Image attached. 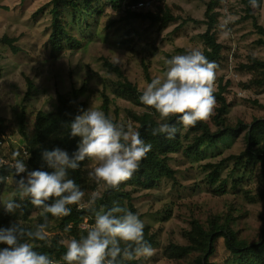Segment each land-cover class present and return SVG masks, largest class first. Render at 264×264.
Listing matches in <instances>:
<instances>
[{"label":"rangeland","instance_id":"rangeland-1","mask_svg":"<svg viewBox=\"0 0 264 264\" xmlns=\"http://www.w3.org/2000/svg\"><path fill=\"white\" fill-rule=\"evenodd\" d=\"M48 1L0 0V6L7 8L0 9V40L4 37L13 39L14 46L19 49L15 53L12 47L0 42V118L5 119L10 127L9 137L2 146L9 156L15 154L14 151L23 145L13 123L29 87L28 82L32 90L24 106L30 126L37 114L52 112L56 106V94L68 93L72 85L84 89L80 101L85 104V110L90 107L100 110L103 100L101 94H105L109 98L108 117L117 124L127 126L131 123L127 111L140 113L144 108L138 104V100L130 99L122 93L116 86L117 78L103 68L100 58H107L118 64L128 80L142 92L147 84L141 65L143 61L149 66L150 76L154 79L163 77L167 70L166 54L178 55L177 49L180 48L189 51L203 49L199 38L205 31L202 24L187 22L177 29L181 23L178 21L159 32L157 26L149 27L147 22L131 21L128 25L121 24L118 13L106 7L103 16L91 14L86 18L88 27L83 22L72 21L66 13L65 23L78 45L71 48L68 43L63 42L62 48L53 52L46 47V29L50 24L48 11L33 16ZM209 1L164 2L166 6L175 7L182 20L202 22L205 20L206 3ZM108 2L110 0H99L100 5ZM216 12L220 14L217 38L225 49L217 63L215 90L221 79L228 90L224 96L232 105L227 112L228 120L232 125L238 122L249 125L254 118L264 119V91L252 84L248 85L250 76L239 70V65L245 63L249 54L264 60V49L255 44L259 36L245 18L238 0H223ZM253 16L257 24L264 27V3L260 10L253 11ZM225 30L229 31L227 37L222 34ZM131 38L132 42L129 44L122 43ZM221 147V156L211 158L212 151H208L205 159L192 165L180 161L179 158L174 159L171 166L178 171L180 187L172 188V183L166 181L157 191L135 194V207L143 215L141 220L144 225L154 231L161 229L153 254L147 258L140 257V264H194L197 256L195 254L184 260H174L166 257L163 249L170 243L185 245L182 232L189 230L192 219L203 223L210 211L218 212L223 209L224 199L216 196L215 188L209 184L207 174L203 172V165L218 163L222 158L242 152L245 147L244 133L235 141ZM94 166L95 163L91 161L86 167V173ZM229 169L230 164H227L221 173L222 178L228 177ZM254 186L256 183L253 180L242 184V187H249L255 193L257 189ZM15 191L16 185L9 181L2 200L14 196ZM103 191L104 188L99 186L95 193L99 196ZM240 204L242 218H239L236 229L240 238L253 242L264 229V200L254 205ZM0 206L3 207L2 204ZM164 209L170 211L163 214L161 211ZM32 216L35 217V214ZM166 217L170 219L165 220ZM53 227V223L49 222V235L54 233Z\"/></svg>","mask_w":264,"mask_h":264},{"label":"trees","instance_id":"trees-1","mask_svg":"<svg viewBox=\"0 0 264 264\" xmlns=\"http://www.w3.org/2000/svg\"><path fill=\"white\" fill-rule=\"evenodd\" d=\"M164 1L110 0L107 4L100 5L99 0H49L40 6L33 13V16L36 17L48 11L50 24L46 29L48 32L46 47L52 49L53 52L60 50L63 42L68 43L71 48L78 45L76 39L69 33L68 24L65 23L64 16L66 13L69 14L72 21L83 22L86 27L89 26L86 18H89L91 14L98 17L103 16L106 7L118 13V21L121 24L128 25L131 21L147 22L149 27L157 26L159 32L178 21L181 23L177 29L187 22L202 24L205 27V31L199 35L203 47L202 52L209 61L218 63L225 48L218 42L217 38L216 29L220 14L216 10L221 6L223 0H210L206 3L205 20L202 22L182 20L177 14V9L166 6ZM238 1L243 7L245 18L259 36L255 44L264 49V27L259 26L253 16L254 10L262 8L264 0H259L261 6L256 9L251 7L249 0ZM140 2H149L150 9L148 11L136 10L135 7ZM4 8L6 7L0 6V9ZM83 16L84 19H82ZM0 42L12 47L15 53L19 50L14 46L13 39L4 37ZM130 42H132V38L126 42L122 41L126 44ZM189 52L183 48L177 49L178 55H185ZM172 57L166 54L167 59ZM100 61L103 68L117 78L116 86L122 93L130 99L138 100V104L144 108V111L140 113L127 111V117L134 128L139 131L141 138L146 143L152 144V150L141 162L139 170L128 181L122 183L118 189H104L98 196L96 208L99 209L101 205L110 208L113 202H119L122 207H126L142 219L143 215L135 207V194L157 191L166 181L172 183V188L180 187L178 171L171 166L174 159L179 158L180 161L192 165L194 162L205 159L208 151H212L211 158L221 156V146H225L232 140L235 141L241 133H244L245 147L242 152L222 158L218 163L203 165V172L207 174L206 178L209 184L215 188L216 196L224 199L223 209L218 212L210 211L203 223L197 219H192L189 230L182 232L186 244L175 245L170 243L164 247L163 254L174 260H184L195 254L197 256L193 261L194 264H264V229H262L258 239L253 242L240 238L239 231L236 229L239 218H242L240 203L254 205L264 200V119L254 118L249 125L241 122L232 125L227 117V112L232 105L227 102L224 96L225 93H228V90L225 89L227 85L223 86L224 83L220 79L217 90L214 91L216 107L209 120L198 122L194 127L184 128L178 123V117H173L168 123L175 124L178 129L174 139H167L164 135L152 136L151 129L157 126L159 114L141 103L139 97L142 92L128 80L118 64L112 63L107 58H100ZM141 65L144 78L147 83H150L152 78L149 73V66L144 61ZM239 70L250 76L248 85L252 84L264 91V60L249 54L245 63L239 65ZM1 78L2 72L0 70V80ZM28 85L20 110L15 114L13 123L23 145L14 152L18 154L19 159L25 160L28 171H51L42 159L44 150L51 151L60 148L67 151L69 155L77 150L80 138L70 136V123L75 116L81 114L80 109L85 110V104L80 101L84 89L72 85L68 93H57L54 110L47 114H37L32 126H30L27 123L24 106L32 90L29 82ZM101 96L103 100L100 110L108 117L109 98L103 93ZM9 129L6 120L0 118V161L4 158L6 161L14 163L13 155L6 154L2 146L9 137ZM90 163L91 161L86 159L82 162L79 170L69 171L70 178L74 179L81 190L85 192L81 203L86 205V208L77 211L76 205H72L70 206L71 214L61 218L52 217L51 214H48V221L53 223L54 233L51 234L47 242H33L36 251L47 254L57 261H61V257L66 252V248L60 245L59 241L71 238L78 239L81 235H86V230L81 229V224L85 220L90 226L94 224V213L87 207V201L91 194L97 191L99 185L89 179L86 173V167ZM227 164H230L228 177L222 178L221 173ZM26 175L27 173L21 176L26 177ZM21 176H15L11 164L0 162V178H3V182H0V200H2L7 183L11 181L15 184V181H18ZM251 180L256 183L254 186L257 189L255 193L249 187H242L243 183L248 184ZM18 202L20 201L18 200ZM52 202L54 201L50 199L49 203ZM22 204V213L20 210H17L16 213H8L4 207L0 206V229H8L18 222L24 228L34 230L44 222L41 209L32 206L27 199ZM169 211L164 209L161 213L164 214ZM33 214L35 217L32 216ZM168 218L164 219L169 220L170 218ZM160 232V228L156 231L148 226L144 228L145 240L151 244L153 249L158 245ZM5 247L7 246L0 244V249ZM61 264L64 262L61 261ZM119 264H140V262L139 258L133 261H124L121 258Z\"/></svg>","mask_w":264,"mask_h":264},{"label":"clouds","instance_id":"clouds-1","mask_svg":"<svg viewBox=\"0 0 264 264\" xmlns=\"http://www.w3.org/2000/svg\"><path fill=\"white\" fill-rule=\"evenodd\" d=\"M249 3L254 9L261 6L259 0H249ZM222 34L227 37L229 31ZM165 63L168 67L163 77L147 83L139 99L159 114L151 135L174 139L178 129L175 124L168 123L173 117H178V123L188 128L209 120L214 114L218 65L198 49L185 55H174ZM80 113L70 123V136L80 138L77 150L71 155L60 148L42 152V159L51 171H28L25 160L13 154L15 176L27 175L15 181L14 196L0 200V204L8 213L17 210L22 213V202L27 199L32 206L41 209L44 222L34 230L26 229L18 222L8 229H0V244L7 246L0 249V264H61V261L64 264H119L121 258L133 261L153 254L154 249L145 240V225L139 216L119 202H113L110 208L101 205L97 209L96 193H92L87 201V207L94 213V224L78 239L59 241L66 248L61 261L35 250L33 242L48 241V214L66 217L71 214L70 206L80 205L85 196L76 181L70 178L69 171L79 170L86 159L93 161L95 166L88 172L89 179L106 190H115L139 170L141 162L152 150V144L146 143L131 123L127 126L117 124L93 107L80 109ZM50 199L54 202L49 203Z\"/></svg>","mask_w":264,"mask_h":264},{"label":"built area","instance_id":"built-area-1","mask_svg":"<svg viewBox=\"0 0 264 264\" xmlns=\"http://www.w3.org/2000/svg\"><path fill=\"white\" fill-rule=\"evenodd\" d=\"M136 10H138V9H147V8H150V3L149 2H140V3H138L137 5H136ZM1 144V143H0ZM25 153V152H24ZM2 164H13V163H10V162H8V161H6L4 158L3 159H1V161H0ZM24 174H26V173H22L21 175H24ZM75 208H76V210L77 211H81V210H83L84 208H86V205H84L83 203H81L80 205H76L75 206ZM89 227V224H88V222H87V220H85L82 224H81V229H83V230H87V228ZM50 236L51 235H49V238H50ZM49 238H48V240H49Z\"/></svg>","mask_w":264,"mask_h":264}]
</instances>
